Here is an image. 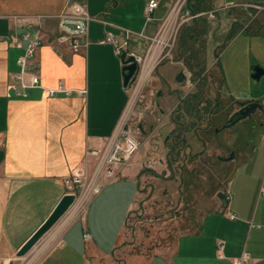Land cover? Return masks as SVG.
<instances>
[{
    "label": "crops",
    "instance_id": "crops-1",
    "mask_svg": "<svg viewBox=\"0 0 264 264\" xmlns=\"http://www.w3.org/2000/svg\"><path fill=\"white\" fill-rule=\"evenodd\" d=\"M158 1L148 20L149 0H0V256L17 254L67 193L64 178L92 165L88 153L102 147L115 131L130 92L124 85V54L119 55L106 38L111 33L122 42L128 30L126 51L144 54L149 39L138 34L154 36L175 2ZM251 1L203 0L199 9L213 11V17L205 16L211 19L222 10L232 21L230 41L223 51L225 74L219 55L214 61L224 102L221 119L226 118L227 102L234 99L260 101L264 106V75L259 80L251 78L252 82L249 77L250 64L264 67V3L247 6ZM73 2L85 4L92 17L89 43L78 52L56 41L57 16ZM228 4L234 6L226 8ZM205 17L192 21L195 25L188 26L190 33H207ZM26 32L43 38L32 60L41 86L31 90L29 97H20L10 94L9 84L19 70L17 60L27 41L16 46L12 37ZM241 54V79L250 87L225 91V80L235 77L232 71ZM152 60L148 62L151 72ZM210 75L214 94L218 87ZM59 84L72 90L71 94L50 96L47 89ZM167 100L174 104L176 97L167 96L166 106ZM258 112L253 118L264 116V109ZM258 129L253 145L245 142L239 151L237 147L244 144L240 139L235 143L234 159H218L231 165L225 184L204 192L196 206L195 230L178 234L171 245L156 248L152 255L117 257L124 248L120 243L124 221L134 209L145 176L138 151L121 176L92 200L85 214L62 217L54 232L44 236L41 241L47 242L46 247L38 252L44 253L36 264H264V120ZM213 134L218 138L220 133ZM251 147L252 153L245 155ZM255 161L260 163L257 172ZM218 192L227 195V206Z\"/></svg>",
    "mask_w": 264,
    "mask_h": 264
},
{
    "label": "rangeland",
    "instance_id": "rangeland-1",
    "mask_svg": "<svg viewBox=\"0 0 264 264\" xmlns=\"http://www.w3.org/2000/svg\"><path fill=\"white\" fill-rule=\"evenodd\" d=\"M57 18L59 20L58 16ZM26 22L31 23L30 21ZM202 22L207 25L206 34L203 32L191 34L188 29H184L188 28L189 25H195L194 22H189L182 28L185 30L184 33H186L182 41H185L190 50H196L198 54L196 53L195 56L197 58L202 60L207 55V65L211 67L210 73L216 78V80H213V86L219 87L221 80L214 61L216 60V56L219 55L221 68L225 74L226 58H223V51L230 41L232 21L228 14L221 10L218 12L216 19L205 17ZM243 25L241 22V26ZM241 26L239 25V27ZM244 36L246 37L248 34H244ZM179 41L178 37L176 44ZM150 45H152V42L149 40L147 48L143 50L144 54L148 51ZM165 51L167 50L165 49ZM182 51L184 52V49ZM188 53L189 50L184 52L186 55ZM250 53L251 49L249 50V56H251ZM170 56L177 57V54L173 52V54L167 57ZM152 59L153 63L154 58L152 57ZM242 59L243 54L239 56L234 65L232 72L235 77L229 78L228 82L232 86L228 84L226 78L225 91L228 89L242 91L241 89L244 88L242 85L250 87L248 83L241 79L240 66ZM161 60L162 56L157 59L151 74L148 78L146 77L147 79L145 78L146 80H140V78L134 80L129 89L130 102L123 115V119L131 127L140 142L138 151L141 161L144 162L141 169L142 174L145 176L142 179V186L134 209L128 221L126 223V220L124 221L123 234L120 240L124 248L117 254L118 258H126L131 255H152V251H155L156 248H160L163 245H171L178 234L194 231L196 228V206L202 200L204 192L216 190L219 185H222L226 181L227 175L230 173L231 165L218 160L217 157L219 155H229V149L235 147L232 134L237 128H244V144L239 146V148L237 147L239 151L243 147H246L247 141L258 138L256 133L259 130L258 125L255 126L256 128L251 134L248 133V129L252 124L250 118L241 120L233 128L222 131L218 138H214L213 130L211 132L200 131V136L198 137H194L193 130H189L185 133V136L191 148L186 149V153L190 154L191 157H181L177 164L173 162L175 173H171L167 167V151L170 145V138L167 142L164 139L167 138V134H172L178 130L171 123L169 116L170 109L176 102L172 104L170 100H167L168 106H166L167 96L160 97L157 94L160 89L166 92V86L161 82L160 75L166 73L169 76L172 74V69L167 66H161L159 69L156 68ZM147 63L145 69L149 66V63L148 65ZM252 65L250 64L251 69ZM249 77L252 82L251 73ZM171 82L172 87H178L182 92L189 91L192 87L188 82L184 84H179L172 80ZM157 102H160L164 107L163 113L160 111L161 107L157 105ZM227 103L228 107L224 112L225 117H228L237 108V105L233 101H228ZM168 109L169 111H167ZM263 120V115H256L255 121L257 123ZM206 142L207 145L205 147L207 152L204 153L205 155H202L201 153L204 151V144ZM251 148L245 151V155L252 153L253 148ZM150 164H154V168H149ZM255 165V171L257 172L260 163L255 161ZM183 167L184 170L181 171L180 169ZM136 188L138 189V186ZM55 228H57V225L47 234L54 232ZM43 238L25 256L18 257L17 254L13 256H0V264H36L44 253V247H46L47 242L41 241ZM41 250H43L42 253L38 254ZM102 263L104 264L105 262Z\"/></svg>",
    "mask_w": 264,
    "mask_h": 264
},
{
    "label": "built area",
    "instance_id": "built-area-1",
    "mask_svg": "<svg viewBox=\"0 0 264 264\" xmlns=\"http://www.w3.org/2000/svg\"><path fill=\"white\" fill-rule=\"evenodd\" d=\"M189 2L190 0H175L154 36L148 37L144 33L138 34L140 37H147L152 42L144 55L134 51H126L131 35L130 31H126L122 42H119L113 34L108 33L106 40L115 44L116 52L119 55L126 51L127 56L134 55L136 57L138 68L132 78V83L136 78L141 80L146 61L154 56L155 63L161 56L164 58L171 54V49L176 44L184 25L201 17L214 16L213 11H192ZM159 4L158 0H149L147 5L148 20H151V16ZM231 6L234 4H228L226 8ZM58 17L59 31L56 41L69 46L74 52L86 47L89 43V23L92 20L86 5L73 2ZM12 40L16 46H22V41H27V44L23 54L18 57L19 70L12 76L9 89L13 90L16 96L29 97L31 90L41 86L40 77L34 70L32 60L43 44V38L39 34L31 36L29 32H26L20 37L15 35ZM127 56L122 58L124 65L127 64L125 62ZM131 86H126V88L129 90ZM47 91L50 96H54L57 93L70 95L72 90L65 88L63 84H59L57 88H49ZM139 148L140 142L136 134L122 116L115 131L106 139L104 145L88 153V161L93 159L92 165L64 178V184L67 188L66 194L74 196L73 204L64 215L73 218L85 214L92 200L102 192L104 186L121 176L125 166L130 164ZM150 166L153 165L150 164ZM262 194L264 195V189ZM229 217L234 219L236 214H229Z\"/></svg>",
    "mask_w": 264,
    "mask_h": 264
},
{
    "label": "flooded vegetation",
    "instance_id": "flooded-vegetation-1",
    "mask_svg": "<svg viewBox=\"0 0 264 264\" xmlns=\"http://www.w3.org/2000/svg\"><path fill=\"white\" fill-rule=\"evenodd\" d=\"M184 29L189 30L190 28ZM184 29H181L180 31L179 43L175 44L171 49V54L175 52L177 57L166 56L162 58V60L157 65V69H159L161 66H167L168 68L172 69V74L169 76L160 75L161 82L166 86V92H163V90L160 89L157 92L158 96L176 97V103L173 105L174 107L171 110L169 116L171 123H173L175 127L178 128V130L172 134H167V138L164 139V141L167 142V140L170 138V145L167 151V167L171 173H175L173 162H176L177 164L181 157H191L190 154L186 153V149L191 148V145L188 143V140L185 136V133H187L189 130H193L194 137L200 136V131L206 132L207 130H213L214 133L218 135L226 129L233 128L240 122H237L231 127L227 126V121L229 120L230 116L240 108L236 99H234L233 102L237 105V108L228 117L221 119V114L224 111V102L220 89L221 87L219 86L216 88L214 94H211L212 91L208 83L211 75L210 69L207 65V60L206 58L202 60L197 58V56H195L197 53L196 50H190L187 47L185 41H182L184 35L186 34L184 33ZM191 34H194V32H191ZM182 49H184V52L189 50V53L187 55L184 54ZM150 72L151 70L149 71L147 78L149 77ZM171 80L179 84L188 82L192 87L189 91L182 92L180 88L172 87ZM157 105L161 107L160 111L163 113L164 107L160 102H157ZM184 114L185 116L183 117ZM254 115L250 117L252 124L248 129L249 134H251L256 128L255 126L258 125V123L255 121V118H253ZM243 134L244 128H237L232 134L233 142L237 143L240 139H243ZM254 142L255 140L250 139V141H247V144L253 145ZM232 151L235 152L236 156V147L229 149V155L232 153ZM149 168L153 167L149 166ZM180 170L183 171L184 167Z\"/></svg>",
    "mask_w": 264,
    "mask_h": 264
},
{
    "label": "water",
    "instance_id": "water-1",
    "mask_svg": "<svg viewBox=\"0 0 264 264\" xmlns=\"http://www.w3.org/2000/svg\"><path fill=\"white\" fill-rule=\"evenodd\" d=\"M264 3V0H252L249 5H257ZM124 56H127V52H123ZM125 62L127 63L123 67V75H124V85L131 86L132 78L136 74L138 63L136 57L134 55L127 56ZM157 67V66H156ZM264 75V67L260 64L252 65V78L259 80ZM11 95H14L13 90L10 91ZM240 108L235 111L227 121V126L231 127L235 125L237 122L244 120L246 118L252 117L258 111H262L264 109L263 103L255 100H237ZM235 158V152L229 156H220V160L230 161ZM218 197L221 201L227 206L228 205V197L224 192H218ZM74 202V196L72 194H65L48 218L41 224V226L28 238V240L23 244V246L17 251V256L22 257L25 256L39 241L42 237H44L56 224L57 222L64 216V214L69 210L71 205Z\"/></svg>",
    "mask_w": 264,
    "mask_h": 264
},
{
    "label": "trees",
    "instance_id": "trees-1",
    "mask_svg": "<svg viewBox=\"0 0 264 264\" xmlns=\"http://www.w3.org/2000/svg\"><path fill=\"white\" fill-rule=\"evenodd\" d=\"M202 2L203 0H190L189 7L192 9V11L197 12V10L201 9Z\"/></svg>",
    "mask_w": 264,
    "mask_h": 264
},
{
    "label": "bare ground",
    "instance_id": "bare-ground-1",
    "mask_svg": "<svg viewBox=\"0 0 264 264\" xmlns=\"http://www.w3.org/2000/svg\"><path fill=\"white\" fill-rule=\"evenodd\" d=\"M145 66H146V65H145ZM144 70H145V71H144ZM150 70H151V69L149 68V66H148L147 69H145V67H144V69H143V71H142V75H141V80H144V79L148 76Z\"/></svg>",
    "mask_w": 264,
    "mask_h": 264
}]
</instances>
